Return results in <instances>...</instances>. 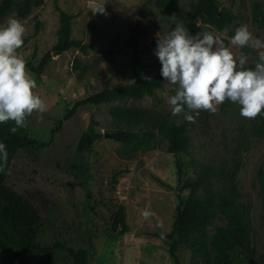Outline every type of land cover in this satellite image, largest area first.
I'll return each mask as SVG.
<instances>
[{
	"label": "rangeland",
	"instance_id": "374dc122",
	"mask_svg": "<svg viewBox=\"0 0 264 264\" xmlns=\"http://www.w3.org/2000/svg\"><path fill=\"white\" fill-rule=\"evenodd\" d=\"M155 1L44 0L24 19L11 13L0 20V25H6L10 18H16L25 25L24 44L17 51L26 63L36 66L44 54H50L42 74L30 72L37 85L33 92L43 100L45 109L34 111L27 117V126L17 129L20 133L26 131L44 147L16 151L4 182L5 187L28 200L40 215L37 241L46 248L39 255L41 264H72L63 250L54 247L56 244L86 249L88 264H175L169 255L171 241L167 236L176 217L178 196L184 202L189 195L188 191L178 190L177 163L181 165L183 180H194L200 174L211 189L214 211L205 227L207 241L217 228L226 225L217 206L219 196L232 190L255 249V260L234 249L219 262L210 246L198 253L181 245L175 252L178 262L264 264V115L255 119L242 117L240 105L226 100L216 113L200 110L194 122H189L183 114H171L168 97L175 94V88L165 83L163 89L142 100L86 106L65 119L76 100L106 86L132 82L133 51L124 40L137 22L146 29L138 43L143 74L153 78L160 72L161 64L154 55L157 40L183 22L190 4L197 0H176L177 7L172 11L157 7ZM217 3L221 10L231 12L234 20L223 33L215 31L213 35L234 56L245 52L248 56L245 67L254 68L258 50L241 49L231 45L230 39L239 26L247 24L253 35L264 41V30L255 27L251 20L254 4L264 9V0H217ZM102 7L105 12L95 13ZM57 8L74 16L71 38L95 50L86 55L75 48L63 53L53 50L59 27ZM37 23L39 30L35 35ZM151 44L155 48L145 50ZM104 51H110L113 59ZM115 106L150 110L175 124L185 125L189 136L187 149L170 154L167 139L157 134L152 150L139 149L134 158L127 159L125 156L132 147L116 143L110 137L118 126L109 112ZM91 123L101 137L90 151L77 156V143ZM5 124L15 126L14 121L0 125ZM198 194L205 197L206 189L198 190ZM119 206L124 210L126 232L112 230ZM144 210L154 215L145 220L141 214ZM12 257L11 253L0 252V264H13Z\"/></svg>",
	"mask_w": 264,
	"mask_h": 264
},
{
	"label": "trees",
	"instance_id": "16d2710c",
	"mask_svg": "<svg viewBox=\"0 0 264 264\" xmlns=\"http://www.w3.org/2000/svg\"><path fill=\"white\" fill-rule=\"evenodd\" d=\"M44 0H1L0 20L11 13L24 19L28 17L33 9L39 8ZM157 7L172 11L177 7L176 0H156ZM59 27L57 31V41L53 50L63 53L71 48H75L80 53L86 55L89 51L95 50L92 46L75 41L71 38V24L74 18L61 9L57 8ZM234 15L226 10H221L217 0H197L190 4L186 19L182 22L190 33L198 32H219L232 24ZM255 27L264 30V9L260 4L255 3L251 18ZM39 24H36L35 35L38 32ZM174 28V27H173ZM172 28V29H173ZM146 33V29L140 22L130 30L124 44L132 49V61L130 63L133 75L132 82L125 85H114L104 87L100 91L92 93L87 97L76 100L65 119H69L76 111L86 106H99L114 102L139 101L144 97L153 95L156 90L164 88V78L160 72L153 78H146L140 65L138 43ZM232 36V34H229ZM227 43L226 41H224ZM118 45L117 42H114ZM153 44L147 46L145 50L154 49ZM113 59L110 51L103 52ZM245 53V52H244ZM50 61V54L46 53L36 66L26 63L30 72L40 75ZM76 63V62H75ZM111 117L118 124L117 128L111 132V139L123 146L132 147L127 152L126 158L132 159L136 156L137 150L143 152L153 149V141L157 134L167 139V151L177 155L184 152L189 145V136L185 125H178L169 121L159 113L140 109L115 106L109 110ZM9 124L0 125V142L7 146L8 160L0 171V252L12 254L13 264H41L39 255L46 252V248L41 247L37 241V231L40 223V215L35 207L26 199L4 186L11 160L14 153L20 149H32L44 147L37 140L28 136L26 131L22 133L11 131ZM137 129V130H136ZM143 131L140 136L139 132ZM101 137L96 132L91 123L85 133L80 137L76 146V155L79 156L85 151H90L92 145ZM177 180L179 192L188 191L187 199L182 202L178 196L176 207V217L173 222L172 231L167 236L171 241L169 255L175 264H180L175 252L178 246L187 245L196 252H201L206 246H210L218 261H221L227 252L234 249L241 250L249 260H255V249L250 238V230L247 222L243 218L240 209L236 205L232 190L219 196L218 209L223 219L226 220L224 227L216 229L210 240L205 236V227L214 211V201L211 196V189L207 185L202 175L198 174L194 180L182 179V168L176 164ZM163 187L161 181L157 180ZM262 186L264 189V172L262 176ZM205 188L206 196L200 197L198 190ZM264 197V191H263ZM213 209V211H212ZM124 221V210L118 207L113 217L112 230L127 231ZM55 248L63 250L72 264H88L89 253L86 249H75L56 244Z\"/></svg>",
	"mask_w": 264,
	"mask_h": 264
},
{
	"label": "clouds",
	"instance_id": "9594fccd",
	"mask_svg": "<svg viewBox=\"0 0 264 264\" xmlns=\"http://www.w3.org/2000/svg\"><path fill=\"white\" fill-rule=\"evenodd\" d=\"M25 33V25L16 18L0 25V124L14 121L13 133L27 126V117L34 111L45 109L43 100L33 92L36 81L17 51L24 44ZM230 43L258 50L255 67H245L247 54L234 56L229 47L221 46L219 37L209 32L192 34L182 22L157 40L154 55L161 64L160 75L175 88V94L168 97L173 116L183 114L185 120L194 122L200 110L216 113L226 100L240 105L242 117L264 115V41L242 24ZM7 160V146L0 142V171ZM141 214L145 220L154 215L150 210Z\"/></svg>",
	"mask_w": 264,
	"mask_h": 264
}]
</instances>
